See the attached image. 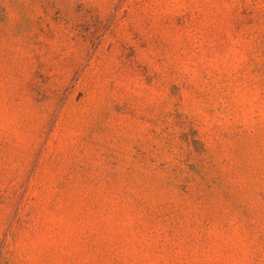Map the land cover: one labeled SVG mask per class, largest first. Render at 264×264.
<instances>
[{
    "label": "rangeland",
    "instance_id": "1",
    "mask_svg": "<svg viewBox=\"0 0 264 264\" xmlns=\"http://www.w3.org/2000/svg\"><path fill=\"white\" fill-rule=\"evenodd\" d=\"M0 264H264V0H0Z\"/></svg>",
    "mask_w": 264,
    "mask_h": 264
}]
</instances>
